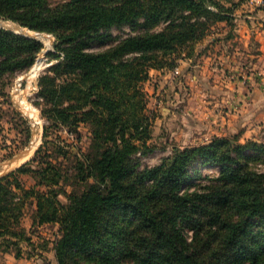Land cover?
<instances>
[{"label": "trees", "instance_id": "16d2710c", "mask_svg": "<svg viewBox=\"0 0 264 264\" xmlns=\"http://www.w3.org/2000/svg\"><path fill=\"white\" fill-rule=\"evenodd\" d=\"M239 1L0 0V17L57 38V61L48 67L54 75L38 77L42 115L76 140L81 124L90 130V149L54 154L43 148L44 128L33 156L0 176L1 253L21 257L23 243L33 252L34 228L53 224L51 245L46 240L40 249H53L56 264L74 256L92 264H119V256L133 264H264V227L251 221L264 222V171L240 160L246 150L264 151V142L213 137L153 166L137 168L133 159L149 147V69L172 68L182 51L191 57L194 43L215 22H229ZM142 21L166 23L105 50L88 49L108 37L101 30ZM40 48L35 38L0 27V76L28 68ZM195 160L219 166V175L203 189L182 191ZM23 174L34 183L26 187ZM183 225L192 229L189 239Z\"/></svg>", "mask_w": 264, "mask_h": 264}, {"label": "rangeland", "instance_id": "374dc122", "mask_svg": "<svg viewBox=\"0 0 264 264\" xmlns=\"http://www.w3.org/2000/svg\"><path fill=\"white\" fill-rule=\"evenodd\" d=\"M64 1L66 0H48L50 6L60 4ZM222 1L225 2L227 0ZM165 23L166 21H161L156 24H144L142 21L133 26L129 24L111 26L100 31L107 33L108 37L105 40H93L88 49L93 52L105 50L127 35L139 34L149 30H158ZM15 25L19 26L22 30L19 27L14 28L13 26ZM0 27L10 30L15 34L35 38L41 43L40 50L36 53L32 64L28 68L7 71L0 76V174L20 165L33 156L35 150L42 143L44 128H46L47 132V142L43 148H47L54 154L56 150L61 153V148L70 149V151H73V154L79 150L78 147L85 151L90 149V130L87 125H80V140H76L75 133H68L64 126L47 121L41 113V109L46 105L37 94L38 77L44 73L54 75L53 72L48 71V67L57 61V56L55 55L57 38L55 33L31 30L10 19L2 17H0ZM209 30H211V27ZM184 53L185 51L181 52L180 57L177 58L176 64L172 68L168 64H165L159 69L150 68L148 80L143 83L144 89L148 94L147 109L152 120L150 122V138L147 140L149 147L144 150L140 149V152L133 154L137 168L159 164L163 158L170 156L177 148L182 149L206 143L213 137H236L241 143L250 139L249 137H242L240 132L227 133L220 136L203 135L206 132V127L201 122L205 121L197 116L193 118L189 116V108L183 100V95L187 87L185 84L187 72L186 67L183 65L186 57H181ZM37 60L42 62L43 67L38 71L36 76L29 78L28 71ZM176 68L178 69L177 73L174 71ZM152 69L159 70V72L151 71ZM59 71V69L56 70L55 77L59 75ZM25 105L30 106L32 110L26 109ZM29 113L34 114L37 123H34L29 117ZM31 142H33V145H31ZM21 151H27L24 155L26 158L23 159L24 157H22L10 163L9 160ZM243 153V156L240 158L242 162H245L249 168L255 171H264V151L246 150ZM64 161L62 160V162ZM65 164L67 165V163ZM219 169L217 165L195 160L189 168V177L180 187L181 190L203 189L206 185L213 183V178L219 175ZM20 177L24 180L26 187L35 181L33 177L26 174L20 175ZM30 211L31 209L27 208V213L22 221L27 231L30 228ZM251 221L255 222L254 226L264 227V222L257 217H252ZM182 229L189 239L192 234V229L186 225H183ZM55 233L56 225L53 224L35 227L32 239L36 248L32 252L23 243V255L33 253L31 256L39 257L43 263H46L49 255V257H54L56 263L53 249H40V245L46 240L49 246L51 245L49 241L53 239ZM38 253H42L43 256H38ZM66 263L92 264V260L89 256H74L68 257ZM0 264H3V254L1 252ZM119 264L133 263L130 259L119 256Z\"/></svg>", "mask_w": 264, "mask_h": 264}, {"label": "crops", "instance_id": "0c3cea01", "mask_svg": "<svg viewBox=\"0 0 264 264\" xmlns=\"http://www.w3.org/2000/svg\"><path fill=\"white\" fill-rule=\"evenodd\" d=\"M229 20L213 24L183 61V100L189 116L205 121L203 135L240 132L264 142V8L239 1ZM2 254L3 264H56L49 255L43 263L36 256Z\"/></svg>", "mask_w": 264, "mask_h": 264}, {"label": "bare ground", "instance_id": "6f19581e", "mask_svg": "<svg viewBox=\"0 0 264 264\" xmlns=\"http://www.w3.org/2000/svg\"><path fill=\"white\" fill-rule=\"evenodd\" d=\"M43 66H42V62L41 61H39V60H37L35 63H34V65L32 66V68L30 69V71L28 72V77L29 78H31V77H34V76H36L37 74H38V71L42 68ZM25 107H26V109H30V110H32V108L30 107V106H28V105H25ZM29 117L34 121V123H37V120H36V118H35V116H34V114L33 113H29ZM35 141V140H34ZM31 145H33V142H31ZM30 145V146H31ZM32 147V146H31ZM32 150V149H31ZM26 157H24L23 159H25ZM22 159V160H23Z\"/></svg>", "mask_w": 264, "mask_h": 264}, {"label": "built area", "instance_id": "2783aa9c", "mask_svg": "<svg viewBox=\"0 0 264 264\" xmlns=\"http://www.w3.org/2000/svg\"><path fill=\"white\" fill-rule=\"evenodd\" d=\"M249 4H251L252 6H257V7H260V8H264V0H246ZM210 8H213L210 6ZM34 65V64H33ZM32 65V66H33ZM32 66L30 67V69L32 68ZM29 69V71H30ZM28 71V72H29ZM176 73L178 72V69L176 68L174 70ZM233 75V74H232Z\"/></svg>", "mask_w": 264, "mask_h": 264}, {"label": "water", "instance_id": "95a60500", "mask_svg": "<svg viewBox=\"0 0 264 264\" xmlns=\"http://www.w3.org/2000/svg\"><path fill=\"white\" fill-rule=\"evenodd\" d=\"M13 27H14V28H18L19 26L15 25V26H13ZM19 29H21V28L19 27ZM21 30H22V29H21ZM26 152H27V151H21V152H19L18 154L14 155V156L9 160V162L12 163L13 161L18 160V159L24 157V155L26 154ZM10 170H11V169H10ZM7 172H8V171H7ZM5 173H6V172H5ZM5 173L0 174V176L3 175V174H5Z\"/></svg>", "mask_w": 264, "mask_h": 264}]
</instances>
